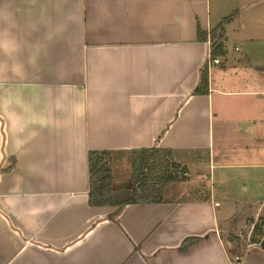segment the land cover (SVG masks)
Wrapping results in <instances>:
<instances>
[{"label": "crops", "instance_id": "crops-1", "mask_svg": "<svg viewBox=\"0 0 264 264\" xmlns=\"http://www.w3.org/2000/svg\"><path fill=\"white\" fill-rule=\"evenodd\" d=\"M0 39V264H264V0H0ZM151 148L162 203L89 206L88 152Z\"/></svg>", "mask_w": 264, "mask_h": 264}, {"label": "trees", "instance_id": "trees-1", "mask_svg": "<svg viewBox=\"0 0 264 264\" xmlns=\"http://www.w3.org/2000/svg\"><path fill=\"white\" fill-rule=\"evenodd\" d=\"M198 41L207 40L205 33L197 28ZM216 31L211 32L210 57L223 54L222 46L214 41ZM209 92L208 68L204 67L199 75V82L193 95H207ZM108 151H90L87 154L88 168V204L91 207H117L111 218L116 217L123 207L132 204H159L163 202V190L171 183L185 181L186 172L172 161V152L158 148L132 150L130 156L131 178L128 182V196L118 198L115 191ZM15 162L4 168V173L13 169ZM199 238H186L179 252H186Z\"/></svg>", "mask_w": 264, "mask_h": 264}, {"label": "rangeland", "instance_id": "rangeland-1", "mask_svg": "<svg viewBox=\"0 0 264 264\" xmlns=\"http://www.w3.org/2000/svg\"><path fill=\"white\" fill-rule=\"evenodd\" d=\"M229 44V42H228ZM227 50L229 53L233 52V43L231 42L229 45H227ZM233 54V53H232ZM223 61V58L221 59ZM112 158V163H111ZM110 167L113 177V183H115V191H117L118 198L125 199L128 196V182L131 178V164H130V156L129 154H122V155H113L110 156ZM205 190L201 191L199 195H204ZM190 196H194L195 194H189ZM252 210L249 207H245L242 205H228L225 207L226 217L219 214V222L224 225L226 223L233 224V221L239 224L242 220V213L244 212H250ZM255 210V207L253 208V211ZM220 213V212H219ZM221 215V216H220ZM227 221V222H226ZM243 225V224H242ZM245 226V225H244Z\"/></svg>", "mask_w": 264, "mask_h": 264}, {"label": "built area", "instance_id": "built-area-1", "mask_svg": "<svg viewBox=\"0 0 264 264\" xmlns=\"http://www.w3.org/2000/svg\"><path fill=\"white\" fill-rule=\"evenodd\" d=\"M219 64V60L218 59H212L210 56L207 58L205 67H207L208 69L211 68L214 65H218ZM236 260V264H241V262L239 261V258H235Z\"/></svg>", "mask_w": 264, "mask_h": 264}, {"label": "clouds", "instance_id": "clouds-1", "mask_svg": "<svg viewBox=\"0 0 264 264\" xmlns=\"http://www.w3.org/2000/svg\"><path fill=\"white\" fill-rule=\"evenodd\" d=\"M10 46V41L0 39V47L7 49Z\"/></svg>", "mask_w": 264, "mask_h": 264}, {"label": "water", "instance_id": "water-1", "mask_svg": "<svg viewBox=\"0 0 264 264\" xmlns=\"http://www.w3.org/2000/svg\"><path fill=\"white\" fill-rule=\"evenodd\" d=\"M263 246H264V243L261 244V247H263Z\"/></svg>", "mask_w": 264, "mask_h": 264}]
</instances>
